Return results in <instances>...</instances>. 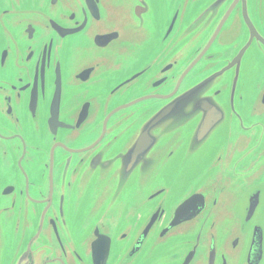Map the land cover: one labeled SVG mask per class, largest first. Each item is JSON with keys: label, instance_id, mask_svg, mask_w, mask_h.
I'll return each mask as SVG.
<instances>
[{"label": "flooded vegetation", "instance_id": "1", "mask_svg": "<svg viewBox=\"0 0 264 264\" xmlns=\"http://www.w3.org/2000/svg\"><path fill=\"white\" fill-rule=\"evenodd\" d=\"M88 1L0 0L2 264H92L95 232L109 237L106 264H134L140 228L162 222L174 192L162 202L147 197L164 192L182 161L204 168L235 163L236 153V179L257 192L256 213L264 202V47L251 45L237 83L236 68H227L247 41L241 5ZM245 6L252 23L263 19L259 0ZM114 30L122 43L103 45ZM257 30L264 37V27ZM209 99L218 122H229L212 140L201 128L197 140ZM162 108L171 113L152 123ZM159 132V141L133 150L143 133L150 141ZM152 163L162 164L161 174ZM135 255L144 264V249Z\"/></svg>", "mask_w": 264, "mask_h": 264}, {"label": "water", "instance_id": "2", "mask_svg": "<svg viewBox=\"0 0 264 264\" xmlns=\"http://www.w3.org/2000/svg\"><path fill=\"white\" fill-rule=\"evenodd\" d=\"M90 2L92 5H95L93 0L88 1L89 5ZM235 2L236 6H238V4L241 5V24L247 32V41L243 42L241 49L232 58L229 67H227L229 70L236 68L237 83L240 61L251 45L259 44L264 47V37H262L257 30V27H264V16L262 20L257 21L258 23H252V21L249 20L245 6L247 5V0H235ZM233 7L234 3L232 4L231 10L228 12V16ZM259 7L264 14V0H259ZM94 15L97 14L94 13ZM260 21L262 23H259ZM218 30L219 29H217L214 36H216ZM110 33H112L110 37L109 35L104 36L108 38H105L103 41L105 43L103 45L109 42L115 44L117 40L121 39L118 30H114ZM121 43V41L118 42V46ZM197 58L192 60L187 70H190L198 63L199 59ZM223 70L222 68L217 75L211 76L205 81L211 83L213 77H217ZM245 73H247V69L244 70V74L241 73V80L247 75H245ZM127 82H129V80L124 81L123 84ZM159 82L160 79L157 83ZM200 84L195 87L204 85V83ZM195 87L184 91L181 95L182 98H186L189 92L195 91L196 89H193ZM220 96L222 95L220 94ZM259 96L261 97V102L264 104V101H262L264 97V88L259 92ZM199 101H201V99ZM203 108L208 109V112L204 113L205 124L199 127L197 140L202 139L203 135H199L201 128L202 132L209 135L211 138L210 140H212L219 130L223 129L224 125L229 121L227 120L224 123L223 121L218 122V119L221 117L218 113L219 106L213 104L211 99H209V103L204 104ZM168 113L170 114L171 112L166 108L156 111V116L153 118L152 123L159 120L162 115L165 116ZM177 113L179 115L182 111L178 110ZM178 133L179 131L172 134L170 139L172 143L177 144L178 137L183 132ZM229 134L233 137V140H236V132L234 130H230ZM163 136V132H159L150 141H145L146 137L143 133L140 139L135 142L133 150L138 148L142 143L147 146L151 141H159ZM169 145L170 144L167 143L165 149L168 148L171 152L173 147H169ZM230 145L231 144L228 142L227 147L229 148ZM186 148L190 149L191 147ZM234 156L235 163L231 161L217 165L208 164L203 168L200 163L182 161V164L177 163V166L175 165L173 168H170V171L174 173L172 183L164 188V192H162L163 189H160L150 194L147 198H151V200L156 199V201L160 200V202H162L163 199H166L170 189L173 193L176 185V173L183 175V177L191 176L189 182L191 187L180 198L177 199V196H174V199L171 201L172 203L170 202L172 206H170V208L167 207L162 222L157 225L155 223L146 222L144 227L140 228L139 237L132 248L135 247L136 250L144 249L146 254L144 257V264H264V220L258 217V215L264 216V202L261 203V207H259V211L256 213L255 205L257 203V192H253L252 195L249 193L251 191H245L239 180L236 179V153ZM151 165L157 168V171L161 174V163H152L149 166ZM131 166L132 162L129 161L126 168H131ZM164 166H166V164H164ZM217 172H219V174L215 176ZM127 175L130 176L131 172L124 173L125 177ZM202 180H204V184L196 186ZM217 185L218 187H216ZM205 197H207L206 204ZM160 202L158 204H160ZM154 204L149 209L153 214H157L153 212ZM217 215H220L221 218L216 224L214 223L212 225V228H215L216 232L210 233L208 232L210 223L213 221V217ZM149 224L151 225L149 226ZM167 224L169 225L167 226ZM166 226L168 230H165ZM52 228L56 234V228ZM148 228L150 231L146 233ZM171 232H173L174 235L176 233L178 234L176 238L169 241L173 234H171ZM95 233L97 237H95L90 244L91 250L94 252L91 263L106 264L108 260L107 250L109 237L98 234L97 232ZM155 235H157L158 239H155ZM228 241L230 247H226ZM160 242L166 243L159 244ZM4 245V237L0 224V264H2V259L6 253ZM227 248L231 250V254L226 251ZM103 250L104 252H102ZM136 250L130 254V261L134 260V264L137 257V255L134 256Z\"/></svg>", "mask_w": 264, "mask_h": 264}, {"label": "rangeland", "instance_id": "3", "mask_svg": "<svg viewBox=\"0 0 264 264\" xmlns=\"http://www.w3.org/2000/svg\"><path fill=\"white\" fill-rule=\"evenodd\" d=\"M175 178H176V185H175V190H174V196H178L182 192H184L186 190V188L188 187L191 176H184L183 177V175H180L179 173H176L175 174ZM220 218H221L220 215H217L216 217H213V221L210 223L208 232H210V233H215L216 232V229L212 228V225L214 223L216 224L217 221L220 220ZM151 234H152V232H151ZM226 247H230L229 241H228V245ZM226 251L229 252L230 254L232 253L229 248H227Z\"/></svg>", "mask_w": 264, "mask_h": 264}]
</instances>
